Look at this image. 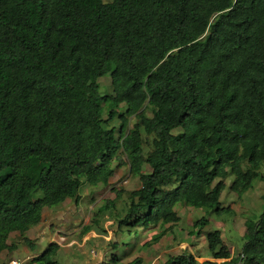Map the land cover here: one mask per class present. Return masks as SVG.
Here are the masks:
<instances>
[{"label": "trees", "instance_id": "trees-1", "mask_svg": "<svg viewBox=\"0 0 264 264\" xmlns=\"http://www.w3.org/2000/svg\"><path fill=\"white\" fill-rule=\"evenodd\" d=\"M263 167L264 0H0V264L16 234L33 249L27 233L83 186L127 206L114 264L124 228L166 236L190 209L233 213L227 187L245 221L240 262L228 261L222 232L204 234L207 217L188 234L222 264H264V211H243ZM124 168L131 190L114 187ZM99 204L84 234L117 210ZM60 249L34 262L58 264ZM198 258L188 250L165 264H215Z\"/></svg>", "mask_w": 264, "mask_h": 264}, {"label": "rangeland", "instance_id": "rangeland-1", "mask_svg": "<svg viewBox=\"0 0 264 264\" xmlns=\"http://www.w3.org/2000/svg\"><path fill=\"white\" fill-rule=\"evenodd\" d=\"M100 85H101V92L102 94L106 95L109 94L111 90V78L110 75L105 76L100 80ZM262 174L264 175V167L262 169ZM119 179L116 181L117 183L114 185V187L119 186V184L124 183V181L129 180V169L124 168V170L119 171L118 173ZM126 178V179H125ZM132 183V184H131ZM134 181H130L129 183L127 182L128 186L131 184V186L128 187V190H131L134 187ZM230 185V181L228 186ZM127 187V186H126ZM228 190H226L225 195L222 197V203L225 207H230L234 209V212L231 214H225L223 216H219L213 213H210V209L208 207H203V208H198V209H190L188 210V213L186 212L185 214H182L183 217V223L182 226L175 228V233L168 234L164 236L163 231L164 230H154L150 234L146 235L144 239L142 238V229H138L137 232H132L131 235L127 233L128 231L127 228H124V234L122 236V243L127 244L125 248L123 246L119 247V252L121 253L120 255L123 257L120 264H128L138 258L139 256L143 259L145 264H150L151 261L156 258L158 260L157 263L155 264H165L168 258L169 254H174L175 256L178 253H181L183 251H188L190 250L191 253L197 254V252L202 253V258H198L200 262H205V261H211L212 263L215 264H222V260H212L209 257V252L207 251V247L205 243H203V240L194 233L192 237L189 236V232L193 231V223L196 220H200L203 217H207V219L210 221V226L204 230V234L207 235L209 232L212 231H220L223 234L224 240L229 245L230 247V253L231 256L228 259V261L232 262H240L241 259V254L240 250H242V247L245 243L244 241V230H245V221L243 220L242 214L243 212L238 209V206L240 207V203L238 205L236 204V199L238 198L235 193L230 191V187H227ZM256 190L260 194H264V181L261 182L259 185H257ZM82 198L83 199H89L90 200V194H89V189L84 187L80 191ZM260 194L256 193L253 195V197L246 199L245 201V206L244 210L246 211L247 209L251 210V215H254V212L257 213V215H261L264 211V204L261 203V197ZM42 197V194L39 193L37 198ZM102 198L109 199L114 201V203L117 206V210L114 211H107L106 214L104 213L101 215L98 220H99V226L95 227V230H97V234L100 232V228H106L108 227L109 230L112 229L113 231V240H117L119 242V237L117 235V222L119 218H122V216L125 214V209H123L126 204L122 202L119 199H114L115 196L113 195L111 190H108L105 192V194L102 196ZM91 202V200H90ZM86 202L87 206L84 205V209L86 213H84L86 216L88 215V212L90 211V206L92 205L93 202ZM117 202V203H116ZM85 203V202H84ZM264 203V202H263ZM101 204H96L95 207L98 208L100 207ZM127 207V206H126ZM124 210V211H122ZM85 216V218H86ZM247 219V218H245ZM87 220V219H86ZM83 221V220H82ZM113 221V227H110L111 222ZM108 224V226H107ZM82 225V222L79 226ZM133 231V230H132ZM136 233V234H135ZM144 236V235H143ZM161 237V239L157 242H153L152 240ZM91 238H94L93 235ZM138 240L139 243H142V245H138L137 247L134 246L136 245V241ZM144 240V241H143ZM183 240V243L178 245L176 241ZM143 241V242H142ZM97 242V243H95ZM148 242L151 244L144 246L145 243ZM91 241L89 242L88 246L86 249L81 250L78 249L77 247L75 249H72L73 256L72 259L75 260L82 264L86 263L88 258L92 259L93 258V253L94 249L90 247ZM92 244L96 246H103L105 247L106 242L103 240L100 241H92ZM101 244V245H100ZM190 246V247H189ZM173 248L176 249L173 251ZM61 250V249H60ZM109 250V248H108ZM204 254V255H203ZM128 256V257H127ZM61 257V256H60ZM59 258L60 261H66L62 260ZM105 264H114L111 259H107V262Z\"/></svg>", "mask_w": 264, "mask_h": 264}, {"label": "crops", "instance_id": "crops-1", "mask_svg": "<svg viewBox=\"0 0 264 264\" xmlns=\"http://www.w3.org/2000/svg\"><path fill=\"white\" fill-rule=\"evenodd\" d=\"M89 194L90 200L93 203L89 207L90 211L87 216L84 214L86 213L84 205L87 206L86 202H90V200L83 199L82 195L77 201H69L57 209L46 210L42 223L27 233V237L35 244V247H32L33 249L21 240L19 234L14 235L12 241L17 242V249L14 252L4 253L2 257L6 263L9 264L11 261L17 260L25 264H37L34 262L35 259L41 256L48 249L49 245L55 242L61 247L58 260L59 258L61 259V257H63L62 260H66H59L58 264H80L81 262L78 263L76 259H72V257L75 256L72 253V249L77 247L78 249L84 250L87 248L90 241V247L94 249L93 258H88L87 262L82 264H105L107 259H111L112 261L114 255L112 247L114 233L112 229L109 230L108 227L103 228L104 232H101L100 230L99 234H97L98 231L94 229L88 234H84V228L89 224L93 217V211L96 209L95 205L101 203L102 200V197L99 196V198L98 194L93 196L91 191ZM94 197L98 198L95 202L93 200ZM81 222L82 225L79 226ZM108 223H111L110 227H113V221ZM92 235L94 238H91ZM100 240L106 242L105 247L101 244V246L97 244L95 246L92 244V241ZM139 245H142V243H139ZM175 250L176 249L173 248V251ZM157 262L158 260L154 258L150 264H155Z\"/></svg>", "mask_w": 264, "mask_h": 264}, {"label": "built area", "instance_id": "built-area-1", "mask_svg": "<svg viewBox=\"0 0 264 264\" xmlns=\"http://www.w3.org/2000/svg\"><path fill=\"white\" fill-rule=\"evenodd\" d=\"M126 182V180L124 181V183ZM9 264H25V263H23V262H21V261H17V260H13V261H11Z\"/></svg>", "mask_w": 264, "mask_h": 264}]
</instances>
